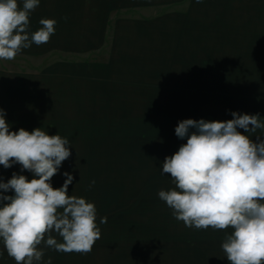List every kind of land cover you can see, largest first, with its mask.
Masks as SVG:
<instances>
[{
	"label": "rangeland",
	"instance_id": "374dc122",
	"mask_svg": "<svg viewBox=\"0 0 264 264\" xmlns=\"http://www.w3.org/2000/svg\"><path fill=\"white\" fill-rule=\"evenodd\" d=\"M107 2L102 44L90 54L0 60V71L59 70L58 78H12V85L0 77V108L12 131L42 128L69 140L72 154L51 183L61 187L70 173L69 194L97 209L101 238L90 253L42 244L41 264L49 257L52 264H229L221 244L233 229L186 227L158 193L175 187L162 164L186 143L175 135L179 121H226L239 112L264 122V0ZM32 99L42 109H30ZM246 135L264 139V129ZM14 172L32 178L19 164L0 165L4 182ZM0 253V264H15L2 240Z\"/></svg>",
	"mask_w": 264,
	"mask_h": 264
},
{
	"label": "clouds",
	"instance_id": "9594fccd",
	"mask_svg": "<svg viewBox=\"0 0 264 264\" xmlns=\"http://www.w3.org/2000/svg\"><path fill=\"white\" fill-rule=\"evenodd\" d=\"M39 4L0 0V60H14L22 49L49 42L55 19L42 18L41 28L28 31L30 14ZM231 115L226 121L178 122L175 135L187 138L186 143L162 164V174L170 175L175 187L158 196L186 227L233 229L221 244L229 264H264V139L246 135L264 129V122L259 113ZM10 128L0 108V165L8 169L19 164L32 178L15 172L7 182L0 178V240L8 256L15 264H41L44 248L90 253L101 238L95 204L69 194L74 177L68 172L61 187L51 183L72 154L69 140L42 128ZM9 191L13 194H4ZM106 222L101 218V224ZM45 264H52L50 257Z\"/></svg>",
	"mask_w": 264,
	"mask_h": 264
},
{
	"label": "crops",
	"instance_id": "0c3cea01",
	"mask_svg": "<svg viewBox=\"0 0 264 264\" xmlns=\"http://www.w3.org/2000/svg\"><path fill=\"white\" fill-rule=\"evenodd\" d=\"M18 3L22 6V0H18ZM107 9V0H40L39 6L30 14L28 31L29 33L37 31L42 27L39 21L46 18L57 21L55 33L48 43L40 46L32 44L30 48L22 49L17 56H33L55 51L65 54H90L102 44L101 31L105 30ZM57 71L59 70H56L55 74H26L5 68L0 71V77L7 79L8 84L12 85V78H58L61 75L57 74ZM42 104L32 99L30 109L35 111L42 109Z\"/></svg>",
	"mask_w": 264,
	"mask_h": 264
}]
</instances>
